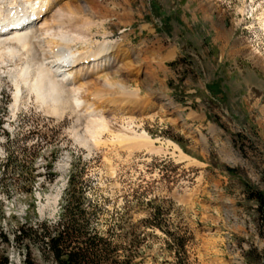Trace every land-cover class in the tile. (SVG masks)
I'll return each instance as SVG.
<instances>
[{
  "label": "rangeland",
  "instance_id": "1",
  "mask_svg": "<svg viewBox=\"0 0 264 264\" xmlns=\"http://www.w3.org/2000/svg\"><path fill=\"white\" fill-rule=\"evenodd\" d=\"M19 1L0 0V18ZM55 5L69 33L90 29L91 46L112 42L125 50L117 80L138 96L85 93L89 103L100 96L95 109L106 124L90 136L86 115L70 104L52 113L29 95L13 110L14 80L38 50L19 49L21 60L0 54V235L9 241L0 240V252L8 263L21 264L29 253L37 264H53L13 236L58 223L72 173L91 229L136 255L134 264H174L165 233L186 234L188 264H248L250 250L263 256L264 221L244 185L264 194V0ZM68 5H83L87 14L68 18ZM42 31L28 36L43 47L41 64L87 45ZM141 134L150 143L141 145Z\"/></svg>",
  "mask_w": 264,
  "mask_h": 264
},
{
  "label": "bare ground",
  "instance_id": "2",
  "mask_svg": "<svg viewBox=\"0 0 264 264\" xmlns=\"http://www.w3.org/2000/svg\"><path fill=\"white\" fill-rule=\"evenodd\" d=\"M58 1L60 0H20L16 6L12 4L14 7H11L10 11H4L7 15L4 14V17L1 15L0 54L2 56L11 59H20L18 50L22 48L21 50L23 51L28 45H33V48L38 50L36 52L30 49L32 50L30 52L31 60L26 63L25 67L20 71L19 76L16 79L14 78L15 94L12 109H17L21 101L24 100V98L26 99L29 95L34 96L36 102L41 106H45L52 113L56 112L58 107H62L64 104H70L74 112L81 110V112L86 115H83L86 120L84 127L89 130V135L97 136L106 129L104 119L100 116V112L95 109V106L103 105V102L100 100V96L96 94L90 100L91 103H89V99L87 100L84 94L101 92L107 95L127 96L130 101L138 96V91L135 90V88H131L129 85L121 83L120 79L117 80L121 74L120 68L122 59L125 57V54H120L121 52H125V50H122L119 45L113 44L112 42L94 43V46H91L90 29L88 35L75 26L73 30H71L73 32L69 33V31L66 30L67 25L65 26L63 22L65 14L54 7ZM67 1L76 3L79 0ZM2 3H4V1ZM82 6L72 7V9L70 5L65 6L67 17H72L74 11L80 15H84V13L87 14L86 9ZM46 14L50 15L48 20L42 19ZM40 16L41 19L39 18L40 23L37 25V28H30L32 26L31 18L35 19ZM40 28L43 30V35L49 34L59 41L64 40L67 43L73 40V42L78 41L81 42L80 44L82 45H87L81 46V52H70L69 49L67 50L64 47L65 51L62 49L63 51H60L58 54L59 56L52 62L55 65H51L52 63H50V65L41 64L42 60L40 61L38 57L40 56L41 58L42 55L40 54L43 53V47L40 46L37 41L32 43L28 41V36L31 34L34 36L36 31ZM44 38L47 39L48 37ZM54 41L55 40L52 42ZM24 51L26 52V50ZM28 52L27 50V53ZM90 65H92L90 71L96 75L94 82L87 81L89 74L87 72L89 71L87 66ZM104 101L106 102L107 100ZM107 103H111V101L109 100ZM125 104H127L126 101ZM124 120L126 121V125L133 124V119L131 118H125ZM137 139L140 141L141 145L147 142L150 143V139L144 134L139 135ZM173 147L179 153L181 159H187L176 146Z\"/></svg>",
  "mask_w": 264,
  "mask_h": 264
},
{
  "label": "trees",
  "instance_id": "3",
  "mask_svg": "<svg viewBox=\"0 0 264 264\" xmlns=\"http://www.w3.org/2000/svg\"><path fill=\"white\" fill-rule=\"evenodd\" d=\"M231 175L233 171L227 170ZM77 177L72 173L68 178L67 189L64 193L63 212L58 223L47 227L42 223L36 229L21 228L13 236L15 243L27 241L41 250V259L53 264H134L138 258L120 249L119 245L105 239L91 229L90 215L84 209L83 195L76 191ZM245 186V196L248 201L256 205V212L264 221V194ZM160 228V227H157ZM166 234V249L171 253L174 264H188L186 234ZM1 242L8 244L4 235H0ZM132 244V243H129ZM138 242L135 240V249ZM120 250L124 253L119 254ZM122 255V256H121ZM141 262V261H140ZM248 264H264V255L255 250L247 253ZM0 264H9L4 252H0ZM21 264H37L27 253ZM141 264V263H135Z\"/></svg>",
  "mask_w": 264,
  "mask_h": 264
}]
</instances>
